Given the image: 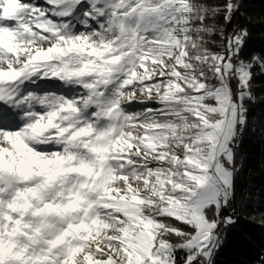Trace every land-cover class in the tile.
<instances>
[{
  "label": "snow or ice",
  "instance_id": "1",
  "mask_svg": "<svg viewBox=\"0 0 264 264\" xmlns=\"http://www.w3.org/2000/svg\"><path fill=\"white\" fill-rule=\"evenodd\" d=\"M243 12L0 0V264H216L229 231L264 226L241 181L264 138Z\"/></svg>",
  "mask_w": 264,
  "mask_h": 264
},
{
  "label": "trees",
  "instance_id": "2",
  "mask_svg": "<svg viewBox=\"0 0 264 264\" xmlns=\"http://www.w3.org/2000/svg\"><path fill=\"white\" fill-rule=\"evenodd\" d=\"M237 23L246 24L251 34L245 55L264 52V0H244L243 16ZM254 92L258 100L252 105L253 123L258 118L264 119V79L257 78ZM242 154L245 168L241 181L253 190L264 189V138L250 132L244 140ZM261 255H264V226L249 220L243 222L239 230L227 233L216 264H258Z\"/></svg>",
  "mask_w": 264,
  "mask_h": 264
}]
</instances>
